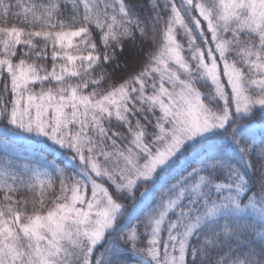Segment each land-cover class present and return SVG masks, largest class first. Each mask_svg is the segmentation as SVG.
<instances>
[{
	"label": "snow or ice",
	"instance_id": "1",
	"mask_svg": "<svg viewBox=\"0 0 264 264\" xmlns=\"http://www.w3.org/2000/svg\"><path fill=\"white\" fill-rule=\"evenodd\" d=\"M0 146V264H264V0H0Z\"/></svg>",
	"mask_w": 264,
	"mask_h": 264
},
{
	"label": "trees",
	"instance_id": "2",
	"mask_svg": "<svg viewBox=\"0 0 264 264\" xmlns=\"http://www.w3.org/2000/svg\"><path fill=\"white\" fill-rule=\"evenodd\" d=\"M19 150L23 151L26 148V145L21 143L20 145L17 146ZM2 146H0V152H2Z\"/></svg>",
	"mask_w": 264,
	"mask_h": 264
}]
</instances>
